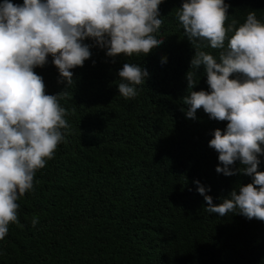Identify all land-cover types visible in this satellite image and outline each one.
Returning <instances> with one entry per match:
<instances>
[{"label":"trees","instance_id":"obj_1","mask_svg":"<svg viewBox=\"0 0 264 264\" xmlns=\"http://www.w3.org/2000/svg\"><path fill=\"white\" fill-rule=\"evenodd\" d=\"M182 2L160 4L163 23L155 35L163 43L150 54H121L113 62L93 47L91 58L72 70L69 96L60 100L70 127L54 158L37 171L34 189L17 201L19 225L10 224L0 240V264H264V221L208 213L197 191L195 181L219 204L252 178L216 172L218 153L209 141L227 121L210 119L202 108L196 119L186 117L182 98L195 50L176 16ZM225 3L226 26L233 19L243 23L253 10L264 22V0ZM47 59L34 71L46 94L55 95L66 84ZM126 62L149 73L131 99L117 87ZM193 71L192 91L207 90L203 66ZM259 159L264 171V155Z\"/></svg>","mask_w":264,"mask_h":264},{"label":"clouds","instance_id":"obj_2","mask_svg":"<svg viewBox=\"0 0 264 264\" xmlns=\"http://www.w3.org/2000/svg\"><path fill=\"white\" fill-rule=\"evenodd\" d=\"M163 0H23L0 3V240L9 225H19L17 201L34 189L38 170L54 158L69 129L60 100L68 97L73 69L91 58V48L106 56L150 54L163 43L155 35L163 20ZM230 4L225 0H183L176 16L195 50L186 73V117L196 119L203 109L210 119L227 121L215 129L209 147L218 153L217 173H241L252 178L238 185L219 204L210 188L198 185L208 213L239 214L264 221V22L249 11L243 23L226 26ZM231 33L229 36L228 34ZM91 40L93 43H85ZM227 41V43H226ZM219 50L218 57L202 50ZM51 55L65 89L46 94L43 77L34 71ZM163 62V61H162ZM95 64V61H93ZM203 66L207 90L196 87L195 70ZM149 73L140 64L126 62L118 71L119 95H138ZM233 77V78H230ZM185 111V109H181ZM241 167L235 168L236 162ZM222 165V166H221ZM39 222L33 217L32 226ZM22 226V225H21Z\"/></svg>","mask_w":264,"mask_h":264}]
</instances>
